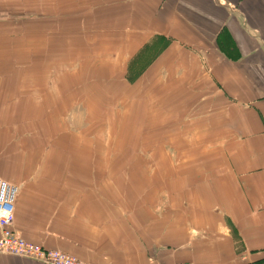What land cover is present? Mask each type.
<instances>
[{
	"label": "crops",
	"instance_id": "1",
	"mask_svg": "<svg viewBox=\"0 0 264 264\" xmlns=\"http://www.w3.org/2000/svg\"><path fill=\"white\" fill-rule=\"evenodd\" d=\"M63 2L91 14L84 24L99 45L90 58L148 59L136 88L203 64L207 86L219 87L218 133L230 146L219 147L218 177L177 175L147 200L100 179L91 152L68 150L86 130L70 125L77 116L66 101L89 122L76 101L90 89L97 104L95 84L52 89L43 68L21 86L0 79V179L19 189L12 228L87 264H264V0ZM0 264L41 263L0 254Z\"/></svg>",
	"mask_w": 264,
	"mask_h": 264
},
{
	"label": "rangeland",
	"instance_id": "2",
	"mask_svg": "<svg viewBox=\"0 0 264 264\" xmlns=\"http://www.w3.org/2000/svg\"><path fill=\"white\" fill-rule=\"evenodd\" d=\"M59 13L63 20L51 19L50 14ZM90 17L76 10L73 2L0 0L1 82L21 86L29 72L43 68L50 74L47 83L52 89L74 82L95 84L97 104L90 89L83 90L84 97L76 101L89 122L79 118L73 99L66 101L65 113L77 116L70 125L86 130L74 145L69 141L68 150L91 152L90 157L83 156L95 159V173L120 184L123 192L140 191L150 200L155 190H169V181L177 175L186 177L189 172L204 178L214 173L216 177L219 147L229 148L230 141L219 138V87L207 86L202 75L205 66L201 64L200 72L193 67L189 75L177 77L169 70L158 80L152 77L147 88H136L132 84L148 59L90 58L95 52L88 47L98 44L88 39L91 28L84 23ZM108 62L114 64L115 74L107 73L114 70L107 67ZM124 66L126 73L119 74ZM154 83L160 84L157 89ZM61 126L70 136L69 126Z\"/></svg>",
	"mask_w": 264,
	"mask_h": 264
},
{
	"label": "built area",
	"instance_id": "3",
	"mask_svg": "<svg viewBox=\"0 0 264 264\" xmlns=\"http://www.w3.org/2000/svg\"><path fill=\"white\" fill-rule=\"evenodd\" d=\"M18 191L17 186L0 179V254L41 264H87L62 251L48 250L29 242L12 228Z\"/></svg>",
	"mask_w": 264,
	"mask_h": 264
}]
</instances>
